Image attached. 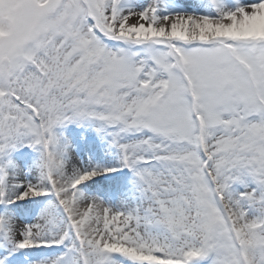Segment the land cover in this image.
Here are the masks:
<instances>
[{
  "label": "snow or ice",
  "instance_id": "snow-or-ice-1",
  "mask_svg": "<svg viewBox=\"0 0 264 264\" xmlns=\"http://www.w3.org/2000/svg\"><path fill=\"white\" fill-rule=\"evenodd\" d=\"M169 7L0 0V155L37 146L47 181L0 165V264L65 241L40 264H264V0ZM84 120L110 131L143 210L80 191L118 171L68 168L52 129ZM48 196L35 223L15 222L8 206Z\"/></svg>",
  "mask_w": 264,
  "mask_h": 264
},
{
  "label": "rangeland",
  "instance_id": "rangeland-1",
  "mask_svg": "<svg viewBox=\"0 0 264 264\" xmlns=\"http://www.w3.org/2000/svg\"><path fill=\"white\" fill-rule=\"evenodd\" d=\"M134 3H141L142 0H133ZM165 3L169 4V10L174 12H185V14H196V9L199 6H202V0H164ZM242 3L250 4L256 2V0H241ZM73 131V132H72ZM86 131V135H79ZM53 137L58 141L59 145L64 147H70L73 144H79V146L85 149L86 143L89 145L90 143H95L93 150L96 149L97 146L104 151L105 156L103 159L93 157L91 154H88L83 149V156L78 153L76 150L75 159H77V167L79 169H86L90 164L94 167H101V165L106 164V168H117L118 171L113 173V176H109L110 173H107L102 176H97L99 180L107 178V180H116V176L123 175V181L119 183V185H125L124 191H121L120 194H116L114 191H97L96 189L89 186L86 188L89 182H85L80 185V190L88 197L94 195L99 201H101L104 205L121 211H132L135 209L143 210V208L147 204V200L141 192L138 184L136 183L137 177L134 175L132 171L128 168L120 167L121 163V155L119 149L113 145L112 136L110 131L105 128H100V125L93 120H84L79 123L74 121H64L61 124H58L52 129ZM67 136H71L70 138ZM91 141V142H90ZM66 153V152H65ZM16 156L22 157V162L15 163L14 158ZM66 157V154H65ZM30 159V161L28 160ZM39 159H40V150L37 146H28L27 144H18L16 147L8 150L6 156L0 155V165L10 164L12 163L11 170H16L15 166L20 164V170L22 171L19 175L27 176L30 173V167L33 166L40 174L39 171ZM9 171V166H8ZM16 173V172H15ZM24 173V174H23ZM17 174V173H16ZM17 177V175H12L9 173V180H15L17 183H24L23 178ZM106 180V181H107ZM47 184V181H38ZM236 191H243L244 189L238 185L234 184L232 186ZM94 198L93 196H91ZM53 199V197H40V198H32L29 201L17 202L14 206H8L9 208L14 209L15 216L14 219L18 223L21 224H31L37 221V216L40 209L49 201ZM24 205L25 207H21ZM3 204H0V213L3 212ZM68 241H65V244L55 246L53 245L51 248H39V249H25L20 250L19 252L13 254L11 259V264H40V262L50 260L55 256L60 255L65 251V245H67ZM0 253H4L6 255V250L3 247H0ZM119 260H123V258L117 257ZM123 264H128L126 260H123ZM202 264H207L206 261L202 262Z\"/></svg>",
  "mask_w": 264,
  "mask_h": 264
},
{
  "label": "bare ground",
  "instance_id": "bare-ground-1",
  "mask_svg": "<svg viewBox=\"0 0 264 264\" xmlns=\"http://www.w3.org/2000/svg\"><path fill=\"white\" fill-rule=\"evenodd\" d=\"M205 11H207V9L203 8L202 6H199V8L196 9V14L197 15L203 14ZM182 13H185V12H182ZM79 135H83V136L86 135V131L84 133L79 134ZM67 137L70 138L71 136H67ZM94 144L95 143H90L88 145L86 143L85 149L82 146L80 147L79 144H73L71 147H70V144H69V146L65 148V152H66L65 153L66 154L65 158H66V161H67L68 168L69 169H71L72 167L78 168L77 167V162L78 161H77V159H75V155L77 153L76 150L81 155V157L83 156V151L82 150L84 149L85 152L88 153V154H91V156L103 159L106 152L104 153V151H102L99 148V146H97L96 149L93 150ZM21 159H22L21 156H16L13 161H15V163H19L20 161L22 162ZM28 160L30 161V159H28ZM21 162H20V164H21ZM20 164H17V166H15L16 170H11L14 167L12 168V163H10L8 172L12 173V175L15 174V175H17V177H19L20 176L19 174L22 172L20 170ZM29 167H30V173H28L27 176H25L24 178H23V176H20V178H23L24 184H27L29 182L37 183L38 181H41L39 172L33 166H29ZM92 167H94V166H91L89 164L86 169L92 168ZM96 168H106V164L103 163V165H101V167H96ZM111 168H113V167H111ZM80 170H85V169H80ZM113 173L115 174V172H110L109 176H111V175L113 176ZM115 179L116 180H112V179L111 180H107V178H106V180H107L106 181L105 179L99 180L97 177H94L93 180L88 181L89 183L87 184L86 188H89V186H91L92 188L96 189L97 191H109V190H111V191H114L116 194H120L121 191H124L123 189H124V186H125V185H119V183L123 181L122 180L123 179V175H118V176H116ZM84 196L86 198H92L91 196H93L95 198L94 195H91L90 197H88V196H86L84 194ZM4 207L5 206H3V208ZM21 207H25V206L21 205ZM15 222L18 223L17 221H15Z\"/></svg>",
  "mask_w": 264,
  "mask_h": 264
}]
</instances>
